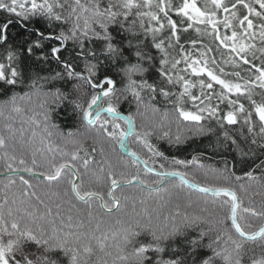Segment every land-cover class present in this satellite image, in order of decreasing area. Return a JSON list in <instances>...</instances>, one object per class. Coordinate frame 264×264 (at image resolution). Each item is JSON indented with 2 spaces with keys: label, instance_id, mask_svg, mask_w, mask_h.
Returning a JSON list of instances; mask_svg holds the SVG:
<instances>
[{
  "label": "snow or ice",
  "instance_id": "1",
  "mask_svg": "<svg viewBox=\"0 0 264 264\" xmlns=\"http://www.w3.org/2000/svg\"><path fill=\"white\" fill-rule=\"evenodd\" d=\"M0 118V264H264V0H0Z\"/></svg>",
  "mask_w": 264,
  "mask_h": 264
},
{
  "label": "trees",
  "instance_id": "2",
  "mask_svg": "<svg viewBox=\"0 0 264 264\" xmlns=\"http://www.w3.org/2000/svg\"><path fill=\"white\" fill-rule=\"evenodd\" d=\"M163 112V106H160ZM169 108L171 107V105L168 106ZM225 106L221 105V108L223 109ZM121 111L127 115L128 113V109L127 108H122ZM157 119L160 118V114L157 115L156 117ZM3 118H0V128H2L3 126ZM123 123V122H122ZM167 123V122H165ZM15 127H19L20 126V122L19 119L16 120ZM25 127H27V125H25ZM61 127L65 130V132L67 131V127L65 126L63 123L61 124ZM124 127H127V125L125 124ZM81 131H83V129H81ZM172 131L173 134H175L176 131V127L175 124L172 125ZM27 135V133H26ZM215 137H212L211 140L214 141ZM154 142L158 145V147L160 148L161 151H163L165 153V155L169 156L170 158L175 157L178 159H190L192 155H195L197 152H202L205 153V155H203L201 157V163H203L205 165V168L208 167H214V168H220L223 166L224 163V158L227 157L229 161H231V155L223 148H218L217 151H213V147L210 143V138L209 137H198L196 138L194 141H189L188 144H184V145H180V146H175V145H170L167 143V141L164 140H155V137H153ZM89 145L91 144V141L88 142ZM191 145V146H189ZM17 148V155H20L21 152L24 153L25 157L27 159L30 160L31 158V152L30 149H21L20 145H16ZM72 145L68 144L67 145V149L66 150H71ZM9 151L11 152L12 149L10 148ZM96 159L99 160L100 156L98 154V152L95 154ZM60 161V157L57 156V162ZM115 162V161H114ZM3 160H0V180H3ZM195 170V166H192L189 171H194ZM246 169H242L239 166L237 167L236 171L237 174H242L243 171H245ZM257 174L258 171H257ZM27 178V174H24ZM6 183V181H4ZM197 182L200 183H204V177L202 174L197 175ZM209 183H212L214 181H212L211 179H209L208 181ZM242 182V181H241ZM241 182H236V183H241ZM257 191H264L262 189H260L259 184L252 182L251 186L248 187L246 192H239L238 194L241 195L244 199L245 204H249L254 207L257 212H260L262 210H264V195H256L255 193ZM138 190L135 188H130L126 190V194L130 196V200L128 202L129 207H131V203H132V199L131 197H135L137 195ZM119 193V190H118ZM197 195V193H193V197L195 198ZM137 207H139L138 201H137ZM260 221L257 218H253V226L257 227L259 225Z\"/></svg>",
  "mask_w": 264,
  "mask_h": 264
}]
</instances>
